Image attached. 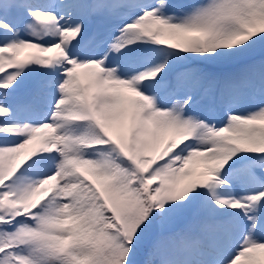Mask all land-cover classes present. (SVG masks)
<instances>
[{"label":"snow or ice","instance_id":"6c2138e0","mask_svg":"<svg viewBox=\"0 0 264 264\" xmlns=\"http://www.w3.org/2000/svg\"><path fill=\"white\" fill-rule=\"evenodd\" d=\"M256 254L264 0H0V264Z\"/></svg>","mask_w":264,"mask_h":264},{"label":"rangeland","instance_id":"374dc122","mask_svg":"<svg viewBox=\"0 0 264 264\" xmlns=\"http://www.w3.org/2000/svg\"><path fill=\"white\" fill-rule=\"evenodd\" d=\"M193 171L195 172L202 171V165H200L199 163L194 164ZM256 259L260 261H264V254H256ZM238 264H254V262L250 261L247 258H241V260L238 261Z\"/></svg>","mask_w":264,"mask_h":264}]
</instances>
